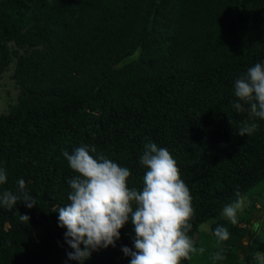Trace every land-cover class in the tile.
<instances>
[{
	"label": "trees",
	"instance_id": "16d2710c",
	"mask_svg": "<svg viewBox=\"0 0 264 264\" xmlns=\"http://www.w3.org/2000/svg\"><path fill=\"white\" fill-rule=\"evenodd\" d=\"M12 55L19 94L0 115V194L16 193L22 178L37 204L0 206V264H79L67 258L55 210L76 175L63 153L82 145L128 167L138 189L144 144L170 151L192 196L188 236L204 248L187 264L249 263L264 252L251 224L264 194V120L241 137L248 113L232 106L235 79L264 64V0H0V71ZM243 198L242 224L224 220V206ZM134 238L129 221L115 247L85 264H130L122 247L135 250Z\"/></svg>",
	"mask_w": 264,
	"mask_h": 264
},
{
	"label": "clouds",
	"instance_id": "9594fccd",
	"mask_svg": "<svg viewBox=\"0 0 264 264\" xmlns=\"http://www.w3.org/2000/svg\"><path fill=\"white\" fill-rule=\"evenodd\" d=\"M234 97L233 108L247 112L249 117L237 135L251 136L259 127L252 121L264 120V64L257 62L235 79ZM63 155L76 173L68 180L69 202L55 210L59 213L58 226L66 229L64 240L72 249L67 252L69 260L85 264L94 251L115 247L129 221L134 226L135 250L124 246L122 251L131 258L130 264H181V260L190 259V253L204 252L188 236L194 218L192 196L167 148L154 142L144 144L139 163L146 171L139 189L129 186L132 173L128 167L98 153L94 145H82ZM6 183L7 172L0 167V185ZM17 184L16 193L5 190L0 194V206L11 208L20 199L29 209L36 206L25 190L24 179ZM240 206L237 200L223 208L222 215L233 225L238 222ZM19 219L29 222L30 217L20 215ZM214 235L218 241L230 238L223 226H217ZM213 259L223 256L216 253Z\"/></svg>",
	"mask_w": 264,
	"mask_h": 264
},
{
	"label": "rangeland",
	"instance_id": "374dc122",
	"mask_svg": "<svg viewBox=\"0 0 264 264\" xmlns=\"http://www.w3.org/2000/svg\"><path fill=\"white\" fill-rule=\"evenodd\" d=\"M11 47V50H17L18 55L23 54L22 49L15 48L12 44L9 45ZM17 60V56L12 55L11 62L9 65L3 70L0 71V115L6 114L9 112L11 107L17 104V97L19 94L18 85L13 77L14 75V69H15V62ZM240 209L238 210V224H242L240 222V219L246 214L248 211V205L249 200L248 198H243L240 201ZM256 207L258 209V212L254 213V218L251 221V224L255 227V233L256 237L261 241L264 242V194L263 197L260 199V201L256 202ZM222 218L226 221L227 218H225L223 215H221ZM229 222V221H228ZM230 223V222H229ZM232 224V223H231ZM200 232H204L207 236L210 235V229L209 225L205 224L202 225L199 228ZM213 244L211 248L215 249L216 241L212 240ZM244 245H247L248 243L246 241H243ZM241 256L239 255L238 261L240 262ZM189 260H181V264H187ZM264 264V252L257 253L253 261L251 260L249 263H240V264Z\"/></svg>",
	"mask_w": 264,
	"mask_h": 264
}]
</instances>
